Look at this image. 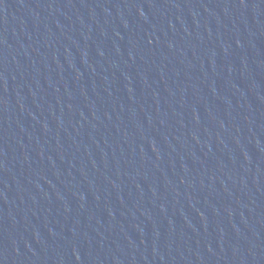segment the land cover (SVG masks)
<instances>
[{
	"label": "water",
	"instance_id": "1",
	"mask_svg": "<svg viewBox=\"0 0 264 264\" xmlns=\"http://www.w3.org/2000/svg\"><path fill=\"white\" fill-rule=\"evenodd\" d=\"M0 264H264V0H0Z\"/></svg>",
	"mask_w": 264,
	"mask_h": 264
}]
</instances>
